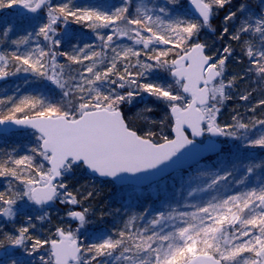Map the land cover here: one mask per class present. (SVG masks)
<instances>
[{
  "label": "snow or ice",
  "instance_id": "6c2138e0",
  "mask_svg": "<svg viewBox=\"0 0 264 264\" xmlns=\"http://www.w3.org/2000/svg\"><path fill=\"white\" fill-rule=\"evenodd\" d=\"M178 3L166 0L158 9L139 5L130 12L132 0L87 6L75 0H0V10L21 9L19 24L6 25L2 34L23 29L11 41L16 50L0 54V80L29 73L49 81L61 96L56 102L43 94L0 98V125L5 126L0 132L27 130L24 134L34 140L26 154L14 149L0 156V177L10 178L7 190L0 191V218L15 221L21 204L41 212L25 215L13 233L0 229V264H34L25 257L39 264H264V179L256 186L249 181L257 169L264 173V163L244 166L239 157L220 159L216 171L189 177L203 183L189 196L216 195L190 205L192 212L158 211L142 231L135 222L144 217L130 216L114 234L100 233L95 242L85 243L80 231L90 223V208L81 207L67 212L79 221L75 229L57 225L47 236L33 234L35 221L51 222L47 209L57 202L82 206L93 196L70 183L77 172L136 191L164 180L189 159L222 151L215 141L198 138L225 137L243 141L244 148L264 149V119L218 121L226 101L250 100L252 92H240V82L255 76L264 83V11L252 13L241 4L224 16L233 27H224L219 39L237 42L247 59L239 74L229 71L236 50L230 42L212 50L200 39L232 0H190L196 18L177 15ZM70 21L92 29L100 44L72 45ZM125 39L132 43H122ZM66 44L72 45L68 51L62 50ZM157 71L171 82L151 79ZM145 95L165 105L163 119H153L147 104L128 114ZM256 107L264 108V99L250 110ZM237 171L242 178H236ZM232 184L243 190L219 195Z\"/></svg>",
  "mask_w": 264,
  "mask_h": 264
},
{
  "label": "trees",
  "instance_id": "16d2710c",
  "mask_svg": "<svg viewBox=\"0 0 264 264\" xmlns=\"http://www.w3.org/2000/svg\"><path fill=\"white\" fill-rule=\"evenodd\" d=\"M54 3H61L63 2V0H53ZM103 2V0H75L76 5L78 6H87L89 4H95V3H100ZM108 3L110 4H116L119 5L122 0H107ZM260 5L258 4L257 6L250 0H232V3L230 5H227L224 9H220L217 14L213 17L212 21H211V29L205 28L204 30H202L201 35H200V39L202 41H206L205 39V35H211L212 39L214 40V42L218 45V48L220 49L222 47V45L227 41L230 42L232 44V46L236 49L234 53H237L238 55H240V60L243 61V63H241V68H246V66L248 65L247 63V59L243 56V53L240 50V47L237 45V42L235 41H229L228 37L224 38V41L220 40L219 37L222 34V29L224 27H229V29L231 30L233 27V22H227V24L224 21V16L226 15V13L231 10L233 11L234 7L236 5H241L244 4L247 9L252 7L255 9V7L257 8V10L261 11L262 10V5L264 4V0H260ZM166 3V0H132V6L130 8V12L134 11L135 7L139 6V5H144L149 9L152 8H156L158 9L160 6H164ZM262 4V5H261ZM255 5V7H254ZM169 7H172L171 5H169ZM12 9H3L0 10V54H3L5 52L11 53L12 51L16 50V45L12 44L11 41L18 39L22 33H23V29L19 26H17L16 30L12 33H9L8 36H4L3 30L5 28L6 25H10L13 22H16L17 25L19 24V16L18 15H13L12 17L8 16V14L11 12ZM256 10V9H255ZM256 10V11H257ZM175 12L177 15H187L191 18H195L189 7H188V0H179V3L175 5ZM14 14V13H13ZM7 15V16H6ZM239 15V14H238ZM63 28V26H61ZM212 29H214L215 31H212ZM67 30L70 31L71 36H72V45H79L80 47H84V45L87 44H92L94 46H98L100 44V41L96 38L95 33L92 31V29L88 28L85 24L81 23V24H76L72 21H70V25L68 26ZM107 31V30H105ZM122 43L125 44H131V41L128 40H123ZM72 45H65L64 48L62 50L64 51H68L70 50ZM33 47H35V41L33 42ZM139 47V46H137ZM23 50V49H21ZM97 50H99V48L97 47ZM237 51V52H236ZM237 55V56H238ZM141 59H144V57L142 56ZM61 63H64L65 60L61 59L60 60ZM78 66L76 65H72V68L75 69ZM11 70V69H9ZM234 71V70H233ZM242 71V70H241ZM241 71H236L235 73H241ZM151 79L153 80H159V81H167V82H171V77H169L167 75V73L163 72V71H157L155 72ZM39 80V81H38ZM25 81H28L32 84H37V85H42V83H45L46 80L34 77L32 74L29 73H19L15 76H9V79L5 82L0 83V98H4L7 96H21V95H26V94H38L37 91H35V88H31V89H27L29 83L27 82V85L24 84ZM35 82V83H34ZM243 91V92H252V96L250 97V100L248 102L245 101H240L239 99H237V102H242L241 105H237L236 103H234V100H228L227 104H225L227 106L226 108V112L229 111V114L227 115V117L231 116V120L229 121V123L233 122V116H237L238 119H241L244 121L245 118L243 119V116L247 113L245 111V108L242 107L244 103H248L249 105H251V107H254L255 104L258 103V101L260 99H264V83H260L257 81L255 76H252L250 79H246L245 81H242L239 83V91ZM53 91V101H59L61 99L60 96V91L58 89L52 88ZM234 95H236L234 93ZM141 103H147L150 106H152V108L154 109V113H158L157 110L154 107H162L163 103L162 102H156L155 99L153 97H147V95L144 96L142 101H139ZM138 102V104H139ZM137 105V103H136ZM236 106H238V108H235ZM3 107V106H0ZM165 107V106H164ZM166 109V107H165ZM237 109V111H236ZM134 110V109H132ZM132 110L128 109V113H130ZM257 113L255 115V118L258 119H264V108L262 107H256ZM249 113V112H248ZM228 123V122H227ZM14 134H24V132H17V133H11V134H4V135H0L1 137H10L11 135ZM12 145H6L4 146L5 148H10L12 151L14 147H21L19 144ZM1 147H3L0 144V149ZM16 150V148H15ZM238 157L244 161V166H246L248 163V161L250 160L251 162L249 163H255V164H261L264 163V153H260L257 156H252V157H246L243 155H238ZM237 159V157L235 158ZM239 166V164H238ZM256 171V175L254 177H249V181L251 182V186H256L257 183L260 182L261 179H264V173H261L260 169H257ZM80 173V177L74 179L71 181V184H74L77 188H80V190L82 192H84L86 194L87 191H92L93 192V196L87 201L90 203H88V206L90 208V223L87 224L84 228V239H82L85 243H90V242H95L96 237L100 234V233H104V234H110L113 227H115V225L119 224V214L121 213V210L117 211L118 209H116L114 207V205L116 204V199H115V195L114 193L111 194H106V195H102L100 196L98 193V190L94 188L93 185H91L90 183H101L102 180L97 179L93 176H91L90 174H88L87 172H79ZM185 172H178L175 173L173 175L168 176L167 178H165L162 181H170L171 179H173L176 175H184ZM10 178L7 177H0V191H6L7 188L9 187L8 181ZM83 181V182H82ZM162 181H159L157 183H155L156 185L158 183H161ZM90 182V183H89ZM16 183L13 181V187H15ZM108 183V182H105ZM112 185V182H109ZM247 183V182H246ZM83 186V187H81ZM114 187V186H112ZM121 187V186H119ZM119 187H115V188H119ZM124 188V187H122ZM231 188V187H230ZM228 188V189H230ZM237 186L235 187V191H236ZM174 190H177L178 188H173ZM240 190H243V187H240ZM167 195H169V193L167 192ZM162 201H161V208L163 211H167L166 209L170 206V201H172V196L168 197L165 195V197H162ZM158 202V200L156 199L155 204ZM86 203V201L84 202ZM58 208L57 211L51 210V215L54 219V217L58 216L60 211H65L68 208H70L69 206H71L74 209H79L82 206H72V205H60L57 204ZM159 206V205H158ZM62 209V210H61ZM56 210V209H55ZM55 212V216L53 215V213ZM148 217V216H146ZM52 220V219H51ZM4 222L3 218H0V224ZM37 224V228L34 230L33 234L36 236H41L44 237L45 233V227H46V223L48 221H44V222H40V221H35ZM100 222V225L103 226L104 229H107L106 232H101L99 229H97L95 227V225L100 226L98 223ZM77 224V222L75 223ZM94 226V227H93ZM13 233V232H12ZM150 234V233H149ZM18 255L20 253H17ZM39 264V263H36Z\"/></svg>",
  "mask_w": 264,
  "mask_h": 264
},
{
  "label": "rangeland",
  "instance_id": "374dc122",
  "mask_svg": "<svg viewBox=\"0 0 264 264\" xmlns=\"http://www.w3.org/2000/svg\"><path fill=\"white\" fill-rule=\"evenodd\" d=\"M250 1H252L256 6L258 4L260 5V3H261L259 0H250ZM255 5H254V7H255ZM238 7H239V5H236L234 7L233 11H235ZM11 9L12 10L8 14V16H10V17H12L13 15L19 16V9L18 8L13 7ZM255 9L257 10L256 7H255ZM255 9L252 7L248 8V10L250 12L257 13V12L264 11V4L262 5L261 11H256ZM0 17H1V15H0ZM69 25H70V22H69ZM67 31L70 33L69 30H67ZM205 39L208 42V44L211 46L212 50L219 49L218 45L214 42L211 35H209V34L205 35ZM237 55H238L237 53H233V56L235 57V59L230 61L229 71H230V73H233V72L235 73L236 71L242 70L241 73H239V74H243V70L245 68L240 67L241 63L239 61H241V60L238 59V58H240V55H238V56ZM27 82L28 81H25L24 84L27 85ZM28 83H29V85H28L27 89L28 88L29 89L35 88L34 90L37 91L38 94H43L46 97L53 100L52 88H55V86L52 85L49 81L46 80L45 83H42V85H37V84L30 85L31 83L30 82H28ZM55 89H57V88H55ZM240 92H243V91L241 90ZM232 100H234V103H236L237 105H241V103H242V102L238 103L237 99H232ZM145 104H147V103L139 102V104H138V102H137V105L135 104L132 108H130V110H132V109H134V110H132L128 114L130 116H134L135 113L139 109H141L145 106ZM225 104H227V101L225 102ZM225 104L222 107L221 112H220L219 117H218V121L221 124H225L227 122L229 123V121L231 120V116L227 117V115L229 114V111L226 112L227 106ZM147 105L150 106L149 104H147ZM164 106L165 105L163 104L162 107H154L158 113L152 114L153 119L159 121L166 116L167 109H165ZM150 107H152V106H150ZM242 107H244L245 111L247 112L243 116V119L245 118L244 122H248L249 120L255 118L257 110L255 112H252L250 110L252 107L248 103H244ZM235 108H238V106H236ZM238 109H240V108H238ZM236 111H237V109H236ZM255 119H258V118H255ZM220 141L223 143L224 148H225V152L223 154L218 155L215 158H212L211 160L205 161V162L197 165L196 167L192 168L189 171H185L184 175H176L170 181H167V179H166V181H162L161 183H158L157 185L152 184L151 186H149L147 188H140V189H137L136 191H133L131 188H127V187H124V188L119 187V186L115 185L114 183H112V185H111L109 183V181H103L102 180L101 183H96V184L89 182L91 185L94 186L95 189L98 190V193L100 196L114 193V195H115L114 197L117 201L116 204L114 205V207L118 210H121V213L119 214V217H120L119 224H117V225H115V227L111 228L112 231L108 235L114 234L115 230H117V229H122L123 225L127 222L128 218L130 216H143L144 217L143 219H137L136 220V222H135V228L136 229L142 231L144 228H149L150 227L149 222L152 219L153 215H155L158 211H163L161 206H160L161 201H162L161 196L165 197V195H166L167 198L172 196V198H171L172 201H170V206L166 209L167 210L166 212H168L171 209H175V210L181 211V212H183V211H187V212L195 211V209L193 207H191L190 205L200 204V203L210 199L212 195H216V193H199V192H196L192 196H189L188 195L189 191L196 188L197 186H203L201 179H196V180L190 181L189 177L196 176V174L199 171H203V170L216 171L219 164H220V159L235 160V158L238 157V155L239 156L243 155L246 157H252V156L258 157V155L260 153H264V149L242 147V145L244 143L243 141H237V140H234L231 138H225V137H221ZM0 144L3 146L0 149V156H2L4 152L12 153L15 148H16V152L18 154L22 155V154L28 153L29 149L34 144V140L30 135L26 136L25 134H14V135H11L10 137H1L0 138ZM10 144H12V145L19 144L21 147H19L17 145L18 147H14V148H12L13 150L10 151L11 150L10 148L4 147V146L10 145ZM249 162H251V161L249 160L247 163L249 164ZM237 167H238V169L242 170L241 165H239V166L237 165ZM256 172H258V171H256ZM78 177H80L79 172H77L74 177L70 178V183L72 180H74ZM236 178L237 179L242 178L241 177V171H237ZM230 180H232V178H230ZM105 182H108V183H105ZM112 186H114V187H112ZM236 186H237V188L235 191ZM115 187H119V188H115ZM240 187H243V186L238 185V184H232L230 189H225L224 191L219 193V195L235 194L236 192L240 191ZM173 188H178V189L174 190ZM167 192L169 193V195H167ZM156 199L158 200V202L155 204ZM88 203L89 202L86 201V203H84L82 205V207H89ZM57 204H60V203L57 202L55 205H53L52 207L47 209L49 215H51V210L57 211V209H58V208H56V207H58ZM60 205H62V204H60ZM89 205H90V203H89ZM20 207L22 210L21 215L15 221L9 222L6 220V218H3L4 222H2L0 224V229H2L3 233L14 232V230L16 228H18L22 223H24V216L25 215L35 216V215L41 214L40 211H38V210L34 211L32 207H28L24 204H21ZM35 207L38 209L37 206H35ZM69 207L70 208H68L64 212L60 211L59 215L54 217V219L52 216H50L52 220L50 223L49 222L46 223V227L44 230L45 236L49 235L50 232L55 231V227L57 225H59L61 227L71 226L73 229H75L76 227L79 226V222H77V224H75L76 221L72 220L67 215L68 211L74 209L71 206H69ZM75 210H80V208L75 209ZM145 212H147V215H144ZM53 215L54 216L56 215L55 212L53 213ZM146 216H148V217H146ZM98 224L100 225V222ZM85 226L83 228H81V231H80L81 240L84 239V233H85L84 228H85ZM95 227L97 229H99L101 232H106V230H107V229H104L103 226H101V225L100 226L95 225ZM25 259L34 261V264L39 263V261L36 260L35 257H25Z\"/></svg>",
  "mask_w": 264,
  "mask_h": 264
},
{
  "label": "water",
  "instance_id": "95a60500",
  "mask_svg": "<svg viewBox=\"0 0 264 264\" xmlns=\"http://www.w3.org/2000/svg\"><path fill=\"white\" fill-rule=\"evenodd\" d=\"M189 9L191 10L192 14L196 17L195 10H194L193 6L190 4V0H189ZM20 11H21V9H19V12H20ZM8 78H9V76L6 77L5 79L0 80V83H2V82H4V81H7ZM3 127H5V126L0 125V129H2ZM11 127H12L13 129H17V126H15V125H13V126H11ZM20 131L23 132V131H27V130H22V129H20V130H15V131H9V132H7V133L0 132V134H8V133H12V132H20ZM198 139H203V140H205L206 143H207V140H208V139H211V140H213V141L216 142L217 149H221V150H222V144H221V142L219 141V137H208V136H206V137H202V138H198ZM219 153H220V152H219ZM219 153H217V152H206V153L202 154L201 156H199V157H197V158H195V159H189V160H188L183 166H181V167H179V168H173V169H170L169 172L165 174V177H167V176H169V175H171V174H173V173H176V172H178V171H181V170H188V169H190L191 167H193V166H195L196 164H198L199 162H201L203 159L208 158V157H210V156L217 155V154H219ZM87 173H88V172H87ZM89 174H90V173H89ZM94 177H96V176H94ZM98 178H99V177H98ZM100 179L107 180V179H105V178H100ZM115 184L120 185V184H118V183H115Z\"/></svg>",
  "mask_w": 264,
  "mask_h": 264
},
{
  "label": "flooded vegetation",
  "instance_id": "af4514ba",
  "mask_svg": "<svg viewBox=\"0 0 264 264\" xmlns=\"http://www.w3.org/2000/svg\"><path fill=\"white\" fill-rule=\"evenodd\" d=\"M260 1V0H259ZM257 11H259V10H257ZM209 160H211V159H209Z\"/></svg>",
  "mask_w": 264,
  "mask_h": 264
},
{
  "label": "bare ground",
  "instance_id": "6f19581e",
  "mask_svg": "<svg viewBox=\"0 0 264 264\" xmlns=\"http://www.w3.org/2000/svg\"><path fill=\"white\" fill-rule=\"evenodd\" d=\"M9 79V78H8Z\"/></svg>",
  "mask_w": 264,
  "mask_h": 264
}]
</instances>
